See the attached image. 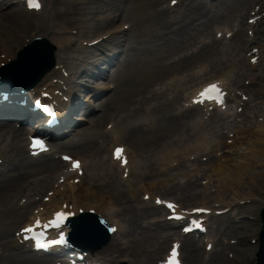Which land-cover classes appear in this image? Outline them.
<instances>
[{"label": "bare ground", "instance_id": "bare-ground-1", "mask_svg": "<svg viewBox=\"0 0 264 264\" xmlns=\"http://www.w3.org/2000/svg\"><path fill=\"white\" fill-rule=\"evenodd\" d=\"M80 1H83V0H80ZM91 1L95 5V7L93 8V13H91V15L93 16L92 21L95 22V25L97 27H101L102 23H104V25H107V26L111 25L112 22L110 20V13H113L114 10L113 8L109 7V0H91ZM152 1H153L151 3L152 6L160 2V0H152ZM161 1H165V0H161ZM226 1L227 0H220L219 2L221 4ZM260 1L262 0H239L238 7L240 8L241 14L247 13L248 9L251 7L253 3L255 2L259 3ZM2 2L3 1H0V21L5 25L6 31L2 33L3 41H0V53L5 54L6 58L4 57V59H0V63H4V62H8V60L9 61L12 60L14 49L16 47H19L22 44V42L25 40V37L27 38V34L35 28L37 32L41 33L37 36H41V37L43 36L44 38H47L52 44L56 45L57 58L58 57L61 58L59 61H57L58 69L48 74L44 78L40 86L42 88H45V87L50 88L51 87L50 82H51V79L53 78L57 79L60 82L66 81L67 79L65 80L63 78V74L61 71H59L60 70L59 68L61 67V69H64L63 65L65 64V62L73 60V59L71 60V58L65 54V50L68 47H70L69 45H70L71 40L65 35L58 32L57 30L60 26H64L65 28H70L66 26L73 25L74 18H70L69 15L70 14L74 15L76 13L77 6L80 5L79 0H75V1L70 0L69 2H61L60 5H58V0H53L51 2V6L49 10L43 13L42 15L33 18V21L31 20L32 17H30V15H33L32 12L30 13L20 8L14 11L12 10V8L10 9V7H7V9L3 10L4 4ZM195 6L196 8H198L197 9L198 11H201L203 10V8H205L203 1L195 2ZM214 6H217V3L213 5V7ZM86 10H88V8L83 9V11H86ZM111 16L113 15L111 14ZM96 18H98V20L101 21L102 23L96 22ZM76 21L78 22V20ZM90 25L91 24L88 25V28L90 27ZM110 31L112 30H108L105 33H108ZM104 35H107V34H104ZM115 35L116 34H111V36H109L105 42L111 43V45L114 47L121 45L120 41L115 40V37H116ZM162 35H164V30H163ZM81 36L85 38V36L83 35ZM97 36L100 38L103 35L100 34L99 32ZM102 42H104V40H101L100 44ZM248 44H250V41L248 39H242L240 37L233 45L232 44L229 45V48L227 50H221L219 52V55H221V57L225 59L224 63L221 64L218 62L216 63L207 62L205 64V67L210 68V67H213L214 64H217V66H220V67L222 65H225V67H227L228 69L229 67H231V69L239 67L240 64H239V61L236 59V57L239 56V53L244 51L245 47H247ZM260 50H264V47L259 48V50L257 51L258 54L254 55V57H257L261 54ZM126 51L130 52L129 49H127ZM231 55L233 56V59H234L233 63H232V60L230 59ZM64 56H67V57L64 58ZM221 57L219 56V59H221ZM199 78H200L199 74L193 72L192 74H189L186 77L172 79L168 81L167 83H163L160 85L161 87L158 89L148 91L146 96L144 97V100L155 101V104L145 110L146 111H150V110L157 111V110L167 109V106L165 105L169 103L164 100L160 101V99H163L164 94L173 93V92L183 93L188 83L197 81ZM252 80L253 78L251 79V81ZM199 83H197L192 88V90L198 87L200 85ZM58 88L59 87H56V89ZM260 94L261 95L263 94L262 90ZM254 95L256 94L254 93ZM172 101H173V98H172ZM259 104H260V107L262 108L264 107V101L260 102ZM75 106H76V110H80L81 107L79 103H76ZM156 106H158L157 107L158 109L156 108ZM191 109L196 110L197 108H191ZM20 114L25 115L28 113L25 110L18 109V108L6 109L5 113L0 115V130L4 127L5 128L7 127V125L1 120L6 115H15L14 117H18ZM181 115H183V113ZM235 116L239 117V115H235ZM205 124L206 122L204 120L202 121V123H198V122H194L191 124H186V123L181 124L180 123L179 125L181 128V133L176 137V139L173 142L163 145L164 148L162 152L160 151L159 157L162 156L164 160H167V159L170 160L172 156L176 154V150H172V149L177 144H178L177 147L185 146V148L183 149L185 152H191L193 151V149L201 150L204 144V139L202 138L201 135H203L205 131V127H204ZM257 128L259 130L258 132H260V134H263L264 136V124H259ZM18 133L23 135L25 133V130L21 129L18 131ZM118 137L119 136H117V138ZM117 138L113 139L114 143L119 142V139ZM230 140L232 141L230 146L226 144V141L224 142V144H222V149L228 152H232L233 150L236 149L237 146L241 147L244 142L243 138H237V137H235L234 139H230ZM188 143L193 144L192 148L187 146ZM255 144L258 146V149H259L258 151H260V153L264 155V138L257 137V140L255 139ZM218 148H219L218 145H215L213 149L214 151L218 152L219 151ZM127 156H128L129 162L126 165L125 169L130 170V165H131L132 160H131L130 155L127 154ZM263 160H264V156H263ZM20 162H22V160H20ZM155 165L156 163H150V165L146 167L145 165L135 164L136 173H134L133 176L134 178H136L137 184L143 183L147 178H150L152 176L153 174L152 171H155L153 166ZM111 166L116 167L115 169L116 171L111 170L109 168ZM16 167L17 169L20 168L19 165H17ZM150 167L152 168L150 170H147ZM222 168H223L222 165L221 167H217L216 172H218L219 174H222L223 173ZM81 169L83 170V175L79 178L80 183L78 185L67 183V190L64 193L54 191L53 197L49 199L50 203L46 207L45 205H42V207L46 208L47 210L46 214L48 216H50L52 212L60 209L62 205H66L68 210H71L75 214H77L79 209H92L93 205H90V203L100 202L101 204L105 205V199H108V196L111 193H112V196L109 198L116 201L117 202L116 205L120 207L118 203L121 202V199H122L121 196L125 195L126 197H128V193L126 192V194H124L123 192L124 186L122 184L128 183L129 181L128 180L121 181L118 178V175L116 173L118 171V167H117V164H115V162L110 161V163H108V166L105 165L103 162H99V161L91 162L87 166L83 164L81 166ZM239 169H240V173L241 171L242 173H246L248 171L247 172L248 174L245 175L244 177H246L245 179L252 181V188L250 189L251 193L258 195V192L260 191L261 187L264 184V170L261 172L254 170L253 172V170H251L248 165L242 166ZM85 171H87V174ZM137 171L139 172L137 173ZM71 176H72V173H70L69 171L65 173L64 177L67 178V182L69 180V177ZM229 177L230 175L228 173V177H226V179H229ZM74 178H77V177H74ZM226 179L223 180L224 184L228 182V180ZM240 184H241V181L239 179H236L235 183H230L228 185L234 186L235 188L233 189L235 190V193H236V191L239 192V190H236V187H238ZM38 185H39V188L42 190H44L47 187V185L49 186V184H46V181H41ZM148 190H149L148 187L144 186L141 189L137 190L136 192L139 191L141 192V195L144 196V195H149ZM169 191L172 192L171 190ZM97 195H99V197ZM249 197H254V196L249 195ZM81 199H83L82 204L80 203ZM27 206L28 205H26L23 209H26ZM142 206L143 205H141V207L138 208L137 206H133L129 204L128 201H126L125 204L122 206V202H121L122 209H121V212L119 213V217L120 216L123 217V221H125V223L127 224V230L123 231L122 237H127V239L123 243L121 241L112 243L111 244L112 247L109 248V249L119 248V252L125 257L129 258V259H126L128 264H131L130 259L133 257L136 251L138 252L140 249L144 248L146 244L153 242V240H154L153 243H155L159 239H161L160 234H158L156 231L152 232L150 227L145 226L143 222H140V223L136 222L137 220L143 221L145 219H151L157 213H159V210H156V209L147 210V209H144V207ZM106 207L109 208L110 205L107 204ZM110 216H112V214H110ZM153 226L161 228L159 224H155ZM3 247H5L6 256L8 258H6V260L2 261L0 264H47L42 260L31 257L30 254H28L30 257H26L25 255L21 256L19 255V253L12 254L9 249V243L5 241L3 243ZM198 248H199L198 243L187 242L184 244V250L190 254H194ZM161 251H162V248L158 247L154 250L152 255H156L157 253H160ZM151 260L152 259H149V261ZM226 262L227 264H235L234 262L230 260ZM119 263L120 261H116V260L115 262H113V264H119Z\"/></svg>", "mask_w": 264, "mask_h": 264}, {"label": "rangeland", "instance_id": "rangeland-1", "mask_svg": "<svg viewBox=\"0 0 264 264\" xmlns=\"http://www.w3.org/2000/svg\"><path fill=\"white\" fill-rule=\"evenodd\" d=\"M228 5L231 7L233 4L228 3ZM124 6H125L124 8L125 17H128L130 22H132L135 25L133 29V32H134L133 34L134 36L138 37L137 41L139 42L143 41L146 38L145 36L148 33L150 34L154 33L153 29L152 30L147 29V17L151 15V13L153 14L154 12H158L159 8L150 10L145 0H138L135 2L127 1L124 4ZM160 18L158 20H155V22L159 23ZM220 20H224V19L220 18ZM216 27L218 26H215V28ZM0 29H3L2 25H0ZM262 29L263 28H259V30H262ZM202 35L207 36L209 38L213 37L210 30H204ZM200 36L201 35H198L197 37H200ZM182 46H180V44L169 45L167 48H165L162 51V53L155 52L153 55H150L145 50L139 51L138 57L136 60L134 61L131 60L129 63L123 65L122 67L131 69L132 74L136 76V81L132 84H126L125 81L127 78H125L126 77L125 72H121L119 74H118L119 70L116 72L115 77L112 79V83H114L116 86L115 90L109 93L108 95H106V97L103 99L101 104H98L97 102L95 106L96 108L94 109L95 110L94 114H92L94 118L97 117L99 114L102 115L103 119L102 121L98 123V128L103 130V127L107 123H109L111 120H113L116 116H120V114H126L127 111H129L131 108L133 109V107L135 106V98H136L135 95L137 91L139 89H142L143 87H147V88L149 87V82L148 80H146L148 78V73L153 72L155 74L158 70L166 69V65L170 62L171 59L175 57V55L177 56V53L178 55H181L189 50V46L188 47H182ZM217 47H218L217 44L212 45L209 49L204 51L199 56L192 58L191 61L184 62L183 65H186L184 68L193 66L199 62H203L205 60L212 58L213 53L217 49ZM174 52H175V55L167 57L168 54H171ZM163 57H167V58L161 62H158V60ZM263 69H264V65L258 68V72L264 75ZM172 73L173 71L169 70L162 77L163 80L166 79ZM263 84L264 82L259 84V86ZM162 115L167 116L169 115V112L163 113ZM137 116L138 114L134 115V118H132V120L124 121L122 125L123 126L128 125V123L133 122ZM85 126L89 127L88 124L82 125V127H85ZM154 130L155 132L151 135V137L153 136L158 137L159 135H161V133H163L160 126L159 127L156 126ZM140 136L141 135L139 131H135L134 133H131L130 139H127L126 145L129 146L132 151L134 150H136V152L139 151L143 155V157H145L146 155L145 152L151 149L153 145L152 144L142 145L140 142L141 141ZM208 138H210V136H208ZM94 152L99 153L97 150H95ZM212 157L214 158L215 154L212 153ZM146 158L150 162V159H149L150 157L146 156ZM212 161L213 159L209 156L202 157L200 161L194 160L190 164L187 165V166L191 165V167H188V171L193 170L195 167H198L199 169H203L209 166ZM39 169H41V172H44V173L46 172V175L48 173V170H51V168L47 166H41ZM181 178L182 177L180 176L179 179ZM178 180L174 181L175 185L177 184ZM191 181H194V180H191ZM154 182H155L154 186H156L160 194H161V191H163V188L170 185V179L167 173L160 174L159 177H156L154 175V177L150 181L146 182V184L154 183ZM201 183H202V180L198 179L197 186L200 185ZM241 186L242 187H240V190H241L240 195L248 196L250 187L245 185L244 183ZM200 189L201 188L198 187V190ZM5 197H6L5 200L0 199V209H4L5 207H9V206L10 207L14 206L13 195L10 193V195H6ZM259 197L260 199H262V202H263L264 201V184H263V190L262 192H260ZM229 199L230 197H228L227 200ZM131 202L138 204L137 199ZM186 204H189V203L186 202ZM262 205L263 203L261 202L257 204H254V203L244 204L241 208H246L247 214H236V211H234L229 220H226L222 216L220 217L221 219L216 222V224L214 220L212 222L213 227L218 229L220 238L222 237V234L225 228H227V230L232 235L234 234L237 235L240 233L238 231H241L245 233V235L248 236V239H246L245 241L248 242L249 248H247L246 250L243 249L244 251L242 252L241 256H245V257L251 256L252 257L253 255L254 249L252 245L249 244V240L254 239V234L257 232L258 224L251 219L256 218V211L258 212V209L262 207ZM242 216L249 218V219H246V218L239 219V217H242ZM232 220L237 221V223L239 224V227L234 226L232 223ZM0 221L4 222L3 224H0V234L3 235V237H5L4 235H6L7 239L11 238L12 232L19 227L20 222H21V220H16L15 217L8 216V214L6 213L0 214ZM5 224H8V226H2ZM224 235H225V231H224ZM224 240H226L225 236H223L222 238L223 242ZM165 250H166V246H165L164 251ZM200 254L201 256L199 255L197 258H193V259L188 256H185L184 258L185 263L186 264H201V262H203V259H204L203 250L200 251ZM140 258H144V255H140ZM219 259H220L219 256L214 257V260H219ZM209 264H215V263L210 262Z\"/></svg>", "mask_w": 264, "mask_h": 264}, {"label": "snow or ice", "instance_id": "snow-or-ice-1", "mask_svg": "<svg viewBox=\"0 0 264 264\" xmlns=\"http://www.w3.org/2000/svg\"><path fill=\"white\" fill-rule=\"evenodd\" d=\"M29 6L32 7V8H37V9H38V7H39L38 4L34 3V0H29ZM215 87H216V86L213 85V88H215ZM221 103H222V101H221ZM122 152H123L122 149H117L116 154H115L117 159L120 158ZM65 159H68V158H65ZM125 163H126V161H125ZM73 167H74V168H78V167H79V164H78V163H75V164L73 165ZM146 199H147V197H146ZM158 203H159V201H158ZM168 207H169L170 209H172V208H174L175 206L169 204ZM176 218L179 219V217H176ZM63 219H64V216H63L62 214H60V213H57L56 216H55V218H54L53 220H51L50 223H51L53 226H55V227H59L60 224L62 223ZM37 223L39 224V222H37ZM33 230H34L33 228H27V229H25V232L30 233V232H32ZM186 231H187V229H186ZM176 247H179V246L177 245ZM176 255H177V253H176V251L174 250V251L172 252L173 260L170 262V264H176V261H175V259H174V258L176 257Z\"/></svg>", "mask_w": 264, "mask_h": 264}]
</instances>
